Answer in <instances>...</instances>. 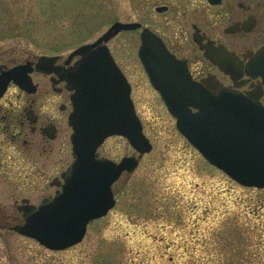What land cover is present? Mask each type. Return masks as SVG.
Wrapping results in <instances>:
<instances>
[{
  "label": "rangeland",
  "instance_id": "1",
  "mask_svg": "<svg viewBox=\"0 0 264 264\" xmlns=\"http://www.w3.org/2000/svg\"><path fill=\"white\" fill-rule=\"evenodd\" d=\"M186 0H0V53L25 59L69 52L102 35L115 20L141 21L171 40L195 16ZM171 6L159 13L158 5ZM140 30L109 41L132 76L137 111L153 148L116 183V205L88 225L84 239L52 250L13 226L24 200L52 196L50 183L74 156L64 146L0 170V264H264V188L245 186L210 164L178 130L176 118L142 74ZM16 62V61H15ZM14 63V62H11ZM124 71V72H125ZM72 151V152H70ZM99 152L119 160L138 153L120 136ZM22 161V162H21Z\"/></svg>",
  "mask_w": 264,
  "mask_h": 264
},
{
  "label": "water",
  "instance_id": "2",
  "mask_svg": "<svg viewBox=\"0 0 264 264\" xmlns=\"http://www.w3.org/2000/svg\"><path fill=\"white\" fill-rule=\"evenodd\" d=\"M140 25L116 21L97 40L72 52L81 55L70 73L77 81L70 117L75 159L63 175V190L39 206L26 205L24 222L13 226L47 248L61 250L81 242L89 222L115 205L112 184L123 171L132 172L153 147L131 99L130 84L107 45L121 30ZM141 37L140 57L177 117L179 130L232 178L247 186L264 187V105L228 90L210 91L189 74H171L168 70L177 61L161 38L149 28ZM51 58L41 55L38 66ZM17 70H26V65L10 72ZM113 134L127 137L139 156H124L119 162L98 158L99 146Z\"/></svg>",
  "mask_w": 264,
  "mask_h": 264
},
{
  "label": "flooded vegetation",
  "instance_id": "3",
  "mask_svg": "<svg viewBox=\"0 0 264 264\" xmlns=\"http://www.w3.org/2000/svg\"><path fill=\"white\" fill-rule=\"evenodd\" d=\"M185 4L183 10L194 9L195 16L185 27L180 24L176 39L171 40L147 26L162 39L177 60V73L190 74L212 91L227 89L264 105V0H186ZM160 6L165 8L158 11ZM170 10L171 6L167 4L156 6L159 13ZM144 27L142 23L140 28L130 31L141 29V37ZM74 49L50 54L53 58L40 67L38 57L19 62L18 55L12 57L8 51L0 53V170L3 172L16 169L19 159L39 160L42 156H51L56 144L64 146L67 126L71 129L68 142L72 148L70 116L77 81L70 73L81 58V55H72ZM111 53L122 67L113 50ZM137 56L148 85L161 98L139 57V48ZM21 63L27 64V71L9 72ZM24 74L30 76L29 82L24 83ZM125 75L136 106L132 76L126 71ZM113 137L116 136L108 137L101 147ZM98 158L119 160L100 152ZM71 164L69 162L68 167L52 178L50 183L56 187L55 192L42 202L62 190L63 175L69 173ZM117 181L112 185L116 198ZM24 202L20 208L30 204L28 199Z\"/></svg>",
  "mask_w": 264,
  "mask_h": 264
},
{
  "label": "bare ground",
  "instance_id": "4",
  "mask_svg": "<svg viewBox=\"0 0 264 264\" xmlns=\"http://www.w3.org/2000/svg\"><path fill=\"white\" fill-rule=\"evenodd\" d=\"M124 173V172H123Z\"/></svg>",
  "mask_w": 264,
  "mask_h": 264
}]
</instances>
